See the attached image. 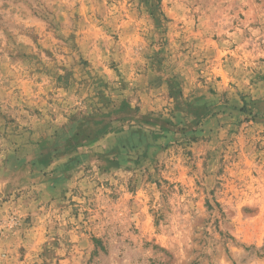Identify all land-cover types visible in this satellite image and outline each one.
<instances>
[{
  "label": "rangeland",
  "instance_id": "374dc122",
  "mask_svg": "<svg viewBox=\"0 0 264 264\" xmlns=\"http://www.w3.org/2000/svg\"><path fill=\"white\" fill-rule=\"evenodd\" d=\"M0 264H264V0H0Z\"/></svg>",
  "mask_w": 264,
  "mask_h": 264
}]
</instances>
